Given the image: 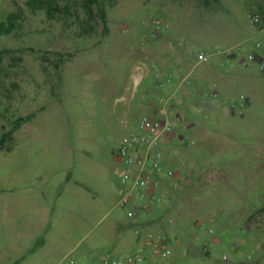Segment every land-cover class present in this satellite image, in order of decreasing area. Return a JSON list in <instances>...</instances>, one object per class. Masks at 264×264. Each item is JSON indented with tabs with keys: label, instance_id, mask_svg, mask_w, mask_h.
<instances>
[{
	"label": "rangeland",
	"instance_id": "1",
	"mask_svg": "<svg viewBox=\"0 0 264 264\" xmlns=\"http://www.w3.org/2000/svg\"><path fill=\"white\" fill-rule=\"evenodd\" d=\"M29 1L0 0V22L11 27L10 34L0 35V153L11 147L10 133L16 122L35 114L34 119L21 124L22 131H31L20 133L21 141L31 142L33 148L48 142L47 147L54 151L46 159L63 164L69 160L79 182L105 201L95 235L117 220L130 218V206L118 205L123 165L116 153L140 119L148 115L137 104L146 99L159 102L165 94L156 88L163 80L157 47L177 43L184 50L208 48L210 59L216 58L218 63L225 59L215 53L230 50L237 55L228 66L244 73L252 71L248 76L254 83L252 91L236 88L224 93L221 102H209L213 108H222L216 112L203 108L208 107L205 95L214 94L210 88H203L202 99L194 101L198 94L194 75L187 70L182 74L184 84L195 91L194 97L172 104L171 115H184L179 133L188 144L177 143L167 155L185 161V166L194 159L192 187H182L181 182L178 189L171 187L169 201L153 206L147 224L153 229L150 235L161 234L167 240L173 264H222L225 254L229 261L256 264L264 254V228L249 227L241 219L230 224L227 202L218 201V185L205 188L201 172L207 163L215 162V168L222 160L230 163L241 156L247 144L264 154V71L248 60L256 42H264V0H47L41 8ZM253 16H260L262 23L254 24ZM145 47L154 52L150 59H140L136 52ZM140 60L149 65L147 90L142 86L135 92L129 88V76L133 62L139 65ZM116 74L122 76L114 85L109 81ZM241 94L250 97L251 106L237 109L246 115L243 120L237 112V126L231 130L226 126L233 110L230 101H238ZM127 104L136 107L129 119ZM194 121L202 132L195 154L189 156L194 139L187 133V125ZM221 142L233 148L219 154L213 143ZM167 160L169 168L177 167ZM207 190L215 201L210 208L200 204ZM259 191L264 192V182ZM240 198L244 200V196ZM246 200L252 202L250 197ZM216 235L222 237V243L214 257L187 254L189 246L216 243Z\"/></svg>",
	"mask_w": 264,
	"mask_h": 264
},
{
	"label": "crops",
	"instance_id": "2",
	"mask_svg": "<svg viewBox=\"0 0 264 264\" xmlns=\"http://www.w3.org/2000/svg\"><path fill=\"white\" fill-rule=\"evenodd\" d=\"M182 47L181 44L171 43L158 46L155 50L156 60L163 74L160 88L165 94L161 96L169 99L167 98L168 102L164 108L153 99L139 102L137 107L145 110L148 115H171L172 104L194 97L195 91L184 84L182 74L186 70L189 75H194L193 81L198 87L194 101L202 99L200 92L203 88H210V91L217 95L216 99L205 101L208 107L203 108L208 112L221 111L222 108H213L209 102H221L220 97L224 93H233L236 88H244L247 93L252 91L254 83L248 78L252 71L244 73L228 66L232 59H225V62L221 59L218 63L216 58H212L208 62L199 63L195 60L194 53L204 52L209 55L211 49L193 50L189 47L184 50ZM136 52L140 59H150L149 57L154 55L149 47ZM253 64L257 66V62ZM148 66L147 62L141 60L139 65L133 62L129 76V88L133 91L138 92L142 86L144 91L147 90ZM120 76L122 75L111 76L109 82L116 85ZM246 106H251L250 97L247 98ZM134 109L136 107L127 104L128 119L135 113ZM237 112L232 110L230 118L226 120V126L231 130L237 126L234 123ZM238 113L244 120L246 113ZM196 122L187 125V133L194 139V145L190 148L191 151H188L189 156L195 154L198 140L201 138L202 128ZM21 127L20 125L13 132L10 149L0 153V264H60L70 261L78 264H98L99 260L109 253H133L144 237L153 230L147 224L150 214L141 213L136 218L117 220L95 235L94 231L100 223V213L106 208L105 201L101 200L97 193L88 190L84 183L79 182V174L73 164H68L69 160L63 164L59 160L53 162L46 159L54 151L47 147L48 142L40 148H33L31 142L21 141L20 133L24 132ZM29 132L31 131L26 130L24 133ZM63 132L66 133V130ZM213 144L219 154L233 148L230 143ZM175 145L176 141L166 146L167 154ZM242 150L241 156L230 163L222 160L217 168L214 167L215 162L207 163L208 166L202 169L201 175H204L207 182L205 188L218 185V201L225 199V203L227 202L225 210H229L231 215L230 224H237L241 219L249 227L264 228V192L259 191L264 182V154L253 144H247ZM173 152L179 154L177 148ZM167 158L170 164L177 166L174 168L177 171V184L181 182L182 187L191 188L195 171L194 159L185 166V161L181 163L182 160L178 157L177 160L169 156ZM165 165L168 167V164ZM240 196H244V200H241ZM202 197L200 204L203 203V206L209 208L214 206L215 201L213 202V196L208 190ZM230 197L234 198L232 202ZM248 197L252 198V202L246 200ZM255 198H259V201H255ZM118 205L122 207L120 202ZM253 215L257 217L251 220ZM136 230H140L142 235H137ZM215 240L216 243L202 247L189 246L187 254L212 258L219 251L222 237L216 235ZM262 248L263 246H260L259 249ZM225 257L226 254L222 264H247L235 259L229 261L228 257L224 260ZM262 262L264 264V254L255 261L256 264Z\"/></svg>",
	"mask_w": 264,
	"mask_h": 264
},
{
	"label": "built area",
	"instance_id": "3",
	"mask_svg": "<svg viewBox=\"0 0 264 264\" xmlns=\"http://www.w3.org/2000/svg\"><path fill=\"white\" fill-rule=\"evenodd\" d=\"M252 22L258 25L262 20L260 16H253ZM153 37L156 38L157 34H153ZM255 46L256 50L249 54L248 60L251 63L257 62L259 70L264 71V42L257 41ZM215 55L230 60L234 52L223 50L216 52ZM194 57L199 63L208 62L210 59V56L204 52H196ZM156 77H161L159 71L156 72ZM161 86L162 81L156 83L157 88ZM216 97V94H206L204 99H216ZM238 101L231 100L230 108L233 110L244 108L247 98L241 94ZM167 102L164 97L159 99L161 106H165ZM183 122L184 115L181 114L144 115L137 129L132 131L119 146L116 155L123 165L119 173L120 205L123 208L130 206V218H136L141 213L151 214L156 204L165 205L170 199L171 187H178L177 171L165 165L166 146L174 141L181 146L188 144L179 133ZM209 232L215 234L214 230ZM136 234L140 236L142 232L136 230ZM169 255L170 248L165 237L161 234H148L133 253L107 254L98 264H173ZM248 259H251V256H248ZM60 264L78 263L70 261Z\"/></svg>",
	"mask_w": 264,
	"mask_h": 264
},
{
	"label": "trees",
	"instance_id": "4",
	"mask_svg": "<svg viewBox=\"0 0 264 264\" xmlns=\"http://www.w3.org/2000/svg\"><path fill=\"white\" fill-rule=\"evenodd\" d=\"M97 0H89L90 3H95ZM47 0H30L29 3L35 7V8H41L45 3H47ZM50 2V1H49ZM52 2L49 3L50 8L52 7ZM104 17V16H103ZM105 19V17L103 18ZM11 33V27L7 26L5 23L0 22V35H8ZM35 117V114H31L25 118H22L21 120L17 121L15 124V128L12 130V132L10 134L13 135V132L23 123L29 122L30 120H32ZM10 149V148H9ZM256 215H253L251 217V220L256 219Z\"/></svg>",
	"mask_w": 264,
	"mask_h": 264
}]
</instances>
